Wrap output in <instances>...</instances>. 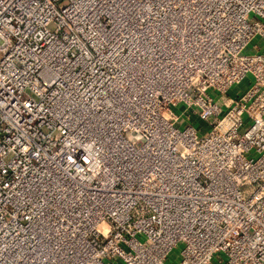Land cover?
<instances>
[{
  "label": "built area",
  "instance_id": "built-area-1",
  "mask_svg": "<svg viewBox=\"0 0 264 264\" xmlns=\"http://www.w3.org/2000/svg\"><path fill=\"white\" fill-rule=\"evenodd\" d=\"M178 248L264 264V0H0V264Z\"/></svg>",
  "mask_w": 264,
  "mask_h": 264
},
{
  "label": "rangeland",
  "instance_id": "rangeland-1",
  "mask_svg": "<svg viewBox=\"0 0 264 264\" xmlns=\"http://www.w3.org/2000/svg\"><path fill=\"white\" fill-rule=\"evenodd\" d=\"M256 42H258V39H256ZM179 259V248L174 250V252L171 254V257L168 260L169 264H177V261Z\"/></svg>",
  "mask_w": 264,
  "mask_h": 264
},
{
  "label": "crops",
  "instance_id": "crops-1",
  "mask_svg": "<svg viewBox=\"0 0 264 264\" xmlns=\"http://www.w3.org/2000/svg\"><path fill=\"white\" fill-rule=\"evenodd\" d=\"M250 83V78H248L244 83L240 84L238 87H236L233 91V94L236 93V92H241L243 91L244 89L247 88V86L249 85Z\"/></svg>",
  "mask_w": 264,
  "mask_h": 264
}]
</instances>
